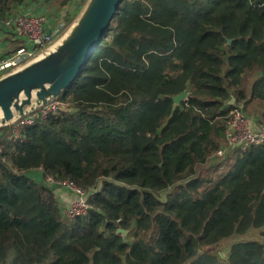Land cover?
<instances>
[{
    "label": "trees",
    "instance_id": "1",
    "mask_svg": "<svg viewBox=\"0 0 264 264\" xmlns=\"http://www.w3.org/2000/svg\"><path fill=\"white\" fill-rule=\"evenodd\" d=\"M28 1L0 0V23ZM58 101L17 141L0 130V264H264V145L217 156L229 106L264 125V0H123ZM34 170L89 212L64 218ZM252 230L226 260L204 251Z\"/></svg>",
    "mask_w": 264,
    "mask_h": 264
},
{
    "label": "water",
    "instance_id": "2",
    "mask_svg": "<svg viewBox=\"0 0 264 264\" xmlns=\"http://www.w3.org/2000/svg\"><path fill=\"white\" fill-rule=\"evenodd\" d=\"M123 0H86L73 22L33 59L0 77V130L13 128L71 89L108 33ZM188 91L174 100L178 106ZM119 233L126 234L124 230Z\"/></svg>",
    "mask_w": 264,
    "mask_h": 264
},
{
    "label": "built area",
    "instance_id": "3",
    "mask_svg": "<svg viewBox=\"0 0 264 264\" xmlns=\"http://www.w3.org/2000/svg\"><path fill=\"white\" fill-rule=\"evenodd\" d=\"M65 8V7H64ZM72 16L66 8L54 17L52 26L47 15L21 13L11 16L0 23V77L23 65L49 46L68 26ZM63 108V103L56 100L37 114L29 116L16 124L8 137L17 141L22 130L31 126L37 118L46 119ZM264 145V126L255 125L246 114L243 105L229 106L226 139L217 156L224 157L238 152H245L252 146ZM47 187L67 190L75 197L71 204L62 209V215L68 220L86 215L91 209L87 194L70 182H56L45 178Z\"/></svg>",
    "mask_w": 264,
    "mask_h": 264
},
{
    "label": "crops",
    "instance_id": "4",
    "mask_svg": "<svg viewBox=\"0 0 264 264\" xmlns=\"http://www.w3.org/2000/svg\"><path fill=\"white\" fill-rule=\"evenodd\" d=\"M53 1L54 0H51L50 2H47L46 0H29L23 7H20L18 9L19 12L18 14L32 12L36 14L47 15L51 24L50 26H52L54 17H57L60 11H62L65 8L69 10L72 16L70 20L71 22L72 19H74V16L75 17L77 16V14L80 12V10L85 4V0H71V2H69L67 5L64 6L65 8L63 7L60 9H54V8H50ZM250 118L252 119L255 125H261V118L257 113H252L250 115ZM31 176H33V178L37 181L40 182L44 181L42 170H34L31 173ZM55 193H56V198L62 208L69 206L75 198L72 195V193H70L67 190L57 189Z\"/></svg>",
    "mask_w": 264,
    "mask_h": 264
},
{
    "label": "rangeland",
    "instance_id": "5",
    "mask_svg": "<svg viewBox=\"0 0 264 264\" xmlns=\"http://www.w3.org/2000/svg\"><path fill=\"white\" fill-rule=\"evenodd\" d=\"M246 81H247L246 85L249 86L251 83V76L247 75ZM62 110H69L70 111L68 106L64 103H63ZM246 114L248 115V117H250V115L247 111H246ZM261 126H264V125L261 124ZM201 175L204 178L216 180L219 174L213 172V170H211L209 167H207L203 172H201ZM50 188H53V187H50ZM165 194L166 193H163L162 195H160V197L163 198L165 196ZM256 240L257 241H263V239L261 237V231L260 230H252L245 236H235L233 238H230L228 240L221 242L220 244H218L216 246L205 248L204 251H207V252H210L213 254H218L221 256V258L223 260H226L228 255H229V251H230L233 244L240 243V242H247V241H256Z\"/></svg>",
    "mask_w": 264,
    "mask_h": 264
}]
</instances>
